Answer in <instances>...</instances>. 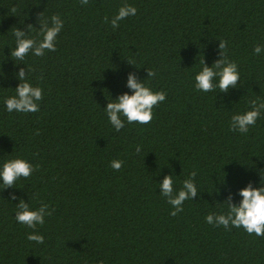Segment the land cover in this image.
Segmentation results:
<instances>
[{"label": "trees", "instance_id": "1", "mask_svg": "<svg viewBox=\"0 0 264 264\" xmlns=\"http://www.w3.org/2000/svg\"><path fill=\"white\" fill-rule=\"evenodd\" d=\"M124 4L137 13L113 29ZM41 12L49 23L54 14L64 21L56 50L17 63L13 33L31 24L27 36L40 39ZM219 40L240 83L227 93L199 91L200 61L221 58ZM257 44L264 48V0H0V166L19 157L34 169L14 187L0 181V264H264V236L206 222L227 211L230 193L239 203V190L260 187L264 176V111L247 133L230 130L249 100L264 101ZM20 68L42 89L38 112L6 109ZM131 72L167 95L149 124L121 116L117 132L105 107L131 94ZM113 160L123 161L119 171ZM193 171L198 195L172 216L160 183L172 175L178 191ZM21 198L54 212L28 228L15 219ZM33 231L43 244L27 239Z\"/></svg>", "mask_w": 264, "mask_h": 264}, {"label": "clouds", "instance_id": "2", "mask_svg": "<svg viewBox=\"0 0 264 264\" xmlns=\"http://www.w3.org/2000/svg\"><path fill=\"white\" fill-rule=\"evenodd\" d=\"M89 0H81L82 5H87ZM15 12V8L12 9ZM137 8L130 4L122 5L118 13L111 18L113 29L119 27L120 21L129 16H135ZM43 12L38 14V21L41 24L39 28L40 39L29 38L34 25L29 24L28 30L23 31L17 28L14 31L15 48H12L11 57L18 63L24 61L25 57L32 52L35 56H43L46 51L56 50V39L61 32L64 21L58 14L51 16V22L42 19ZM105 23L108 17L104 18ZM220 59L214 61L212 66H208L203 58L200 63L201 70L195 76V87L202 92H213L217 88L219 92L227 93L231 88L238 87L240 83V73L238 64L229 59L227 55V41L219 40ZM264 51L261 45L254 47L255 54L259 55ZM130 62V61H129ZM132 63V62H130ZM133 64V63H132ZM20 84L15 88V95L5 98V106L8 112L34 113L39 111L38 101L43 99L42 89L33 86L27 79L26 68H20L17 73ZM156 72L148 69V77H154ZM218 79V83L214 81ZM127 87L132 90L131 94L124 92L115 99L109 100L105 107L106 114L111 125L119 132L124 127L125 117L129 124H149L153 119V109L159 103L165 101L167 93L163 90L154 91L146 86L143 80L138 79L134 72L128 74ZM251 106L249 110L243 113H236L231 117L230 130L233 132L247 133L250 126L256 124L257 119L264 111V101L251 99L248 101ZM141 148L137 146L136 152ZM123 161H111V167L119 171L122 168ZM33 165L24 158H13L5 161L0 166V181L3 189L16 186L20 178H29L33 172ZM196 171L190 174V178L183 181L182 187L177 191L174 189L172 175H166L160 183V193L167 198V202L173 207L170 215L176 216L183 211V203L188 199H194L198 195V189L194 183ZM242 200L239 203L233 202V195L230 193L227 199V211L220 213H210L206 216V222L213 226H223L225 229L230 227L243 228L249 235L264 236V176L261 178V186L254 187L252 182L239 190ZM12 200L17 197L15 193L11 195ZM54 209H49V205L41 204L39 208L33 209L24 199H20L17 204L15 219L18 223L26 225L35 230L38 225L45 223V217L51 216ZM27 239L38 244H43L45 237L36 231L28 234ZM98 264H104L103 260Z\"/></svg>", "mask_w": 264, "mask_h": 264}]
</instances>
